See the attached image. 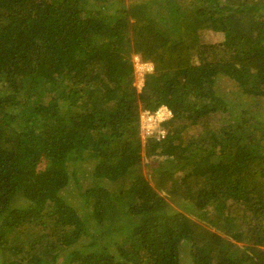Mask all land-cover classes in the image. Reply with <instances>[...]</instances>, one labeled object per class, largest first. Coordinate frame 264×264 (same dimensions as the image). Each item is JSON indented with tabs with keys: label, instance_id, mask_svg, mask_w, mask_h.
I'll return each instance as SVG.
<instances>
[{
	"label": "trees",
	"instance_id": "obj_1",
	"mask_svg": "<svg viewBox=\"0 0 264 264\" xmlns=\"http://www.w3.org/2000/svg\"><path fill=\"white\" fill-rule=\"evenodd\" d=\"M263 10L264 0H0L3 264H183L185 246L191 264H264ZM133 56L153 66L140 91ZM219 78L255 108L220 127ZM160 106L172 113L164 138L142 139L140 111ZM84 158L89 180L67 168ZM17 197L25 206L11 208ZM121 216L113 253L92 251L102 235L91 222Z\"/></svg>",
	"mask_w": 264,
	"mask_h": 264
},
{
	"label": "rangeland",
	"instance_id": "obj_2",
	"mask_svg": "<svg viewBox=\"0 0 264 264\" xmlns=\"http://www.w3.org/2000/svg\"><path fill=\"white\" fill-rule=\"evenodd\" d=\"M119 4L117 2H112L109 4H106V9L107 12L112 13L115 9L119 8ZM264 11V10H263ZM212 37V41H215V43H221L223 41V36L220 33H215L210 35ZM138 57V56H137ZM139 61L140 58L138 57ZM141 62V61H140ZM132 63L133 62V57H132ZM133 73H134V85H137V81L135 80V71L133 67ZM215 93L219 95L223 100H225L226 106H228L229 111L226 114H218L217 116L214 117L215 125L216 126H223L228 119H236L237 117L240 116L241 111L243 109L251 108V110H254V106L251 107L250 104H247L244 102L243 96L241 97L240 92L229 82L224 79L219 78L217 81V84L215 85ZM264 103V102H263ZM260 119H264V110L261 112V115L259 117ZM213 119H211L212 122ZM163 125V124H162ZM162 128L165 130L164 126ZM166 132V130H165ZM150 162H156L162 166H169V161L163 158L162 156H155L153 157ZM93 160L84 158L80 161L76 162H71L68 164V171L71 173L76 172V177L79 179H91V173H92V168H93ZM106 187H109L110 184L105 183L104 184ZM168 211L170 213H177V212H185L183 209L179 208L174 202L170 201L168 202ZM25 202L22 200V198L17 197L14 199L12 202L11 208H16V207H24ZM76 206H79L76 204ZM82 210V208H80ZM187 214H189L190 217H193V214L191 211H187ZM126 222H128V219L125 216H121L116 223L113 225H106V226H97L93 222V228L95 229L96 233L102 235V239L99 241L94 242L92 246V251L95 252H101V253H106V254H112L113 253V245L116 242H119L121 237H120V232L118 230L119 227L123 226ZM25 233L27 232L26 229L23 230ZM33 234H36L37 230H32ZM20 239L25 238L23 236H19ZM15 242L11 240L8 236V243H7V248L14 247ZM19 248L21 251H19V255L15 256L16 258H22L25 257L27 254V251L29 250L28 245L25 241V244H20ZM10 254V253H9ZM8 256V252L0 251V264H3L4 259ZM181 259L183 264H191L189 261L188 257V247L185 246L182 248L181 252Z\"/></svg>",
	"mask_w": 264,
	"mask_h": 264
},
{
	"label": "built area",
	"instance_id": "obj_3",
	"mask_svg": "<svg viewBox=\"0 0 264 264\" xmlns=\"http://www.w3.org/2000/svg\"><path fill=\"white\" fill-rule=\"evenodd\" d=\"M133 67L135 71V80L137 85H134L138 91L143 86L144 75L153 71V66L150 63H142L137 56H133ZM172 118L171 111L166 106H160L155 111L141 110L139 113V123L141 138L154 136L156 139H162L165 136V130L162 124Z\"/></svg>",
	"mask_w": 264,
	"mask_h": 264
}]
</instances>
